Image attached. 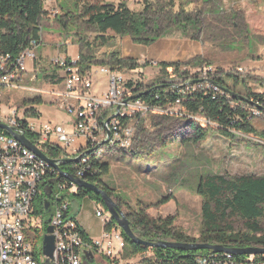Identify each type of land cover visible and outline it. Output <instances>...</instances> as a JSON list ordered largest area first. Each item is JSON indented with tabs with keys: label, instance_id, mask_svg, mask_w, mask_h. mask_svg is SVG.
Wrapping results in <instances>:
<instances>
[{
	"label": "trees",
	"instance_id": "trees-1",
	"mask_svg": "<svg viewBox=\"0 0 264 264\" xmlns=\"http://www.w3.org/2000/svg\"><path fill=\"white\" fill-rule=\"evenodd\" d=\"M164 1L167 2L162 6L159 0H141L143 9L133 11L125 1L114 4L106 0L93 2L75 0L76 11L56 15L54 22L66 35L73 31L71 38L79 47L75 67L80 74H86L91 67H106L115 73L125 71L134 74L148 63L141 64L134 59L122 58L120 38L128 36L135 45L149 46L165 37H187L198 40V35L202 32L203 21L200 13H191L181 7L173 11L174 0ZM47 15L49 14L44 9V0H0V54L15 58L28 47L30 40H39L40 25ZM241 21L243 22L242 18ZM201 61V58H196L188 63L160 62L157 64L160 76L155 82L160 83L170 75L179 73L183 65L193 66ZM48 68L49 72L43 78L48 79L52 85H61L64 80L62 73L54 66ZM213 80L226 89L225 81H230L235 87L244 84L238 75L219 70L215 71ZM124 88L129 91H139L144 85L141 81L127 79ZM245 91L242 96L248 100L260 98V95L248 89ZM223 92L194 89L183 99L180 113L187 115L184 120L193 132L192 141L194 143L204 141L208 131L213 129L229 142H232L236 135L250 136L261 142H255V145L264 149V130L257 131L252 126L249 114L245 108L243 109L247 105L239 103L238 106H232L230 99ZM181 97L178 93L164 94L163 89H159L141 94L140 100L150 106H164L174 103ZM40 101L39 98L30 101L29 105L24 106L27 109L25 113L36 115L34 105ZM234 101L237 102V98ZM248 109H259V102H248ZM193 118H201L213 127H204L191 120ZM148 120L157 128L163 123L175 122L177 118L152 115ZM166 144V141H160L159 146L163 148ZM104 146L117 151L129 148L121 145L120 142H107ZM104 146L92 151V168L81 169V178L96 185L114 200L117 208L124 211L122 212L132 233L139 239L150 243L170 241L220 245L225 248H264V229L260 226V220L264 217V177L238 176L227 179L224 176L214 175L200 178L195 187V194L201 199V231L197 239H192L175 226L174 216L152 217L147 214L146 207L142 203L137 202L131 207L113 193L103 181V177L109 174V164L101 163L96 158ZM60 153L61 149L56 147L48 149L47 154L55 157ZM68 169L69 165L63 167V170ZM59 181L66 182V186L69 185L68 181L62 178ZM73 198L79 203L88 198L105 209L101 197L89 190L79 188ZM47 199L45 193L37 196L33 206L34 214L43 215L44 202ZM169 200L171 197L161 199L159 205L166 204ZM234 217L243 222L245 232L235 231L231 224ZM116 226V222L111 219L109 224H103V230ZM80 234L86 242L91 241L83 230H80ZM122 237L125 248L119 254L121 257L133 258L151 250L153 257L143 259L140 264H197V258L207 256L209 252L149 248L131 242L121 231V239ZM258 260L264 261L262 256ZM107 264H117V260L115 259L113 263L107 261Z\"/></svg>",
	"mask_w": 264,
	"mask_h": 264
},
{
	"label": "built area",
	"instance_id": "built-area-1",
	"mask_svg": "<svg viewBox=\"0 0 264 264\" xmlns=\"http://www.w3.org/2000/svg\"><path fill=\"white\" fill-rule=\"evenodd\" d=\"M54 2L44 0L46 11L53 17L57 15ZM41 43V38L30 40L28 47L15 58L0 54V124L12 129L17 135H24L53 161L52 166L0 129V264H82L80 256L84 251H91L95 258L99 256L103 264H107V261L113 263L125 248L123 237L115 239V232L121 231L117 226L111 227L103 230L99 238L86 242L80 234L82 228L77 222L78 213L72 209V202L76 201L73 195L79 188L61 173L85 181L81 178V169L92 168L91 153L96 148L107 142H120L130 147L136 126L146 122V115H179L180 104L192 90L205 89L221 93L222 90L213 80L215 72L211 68L190 73L191 70L187 71L182 66L179 73L139 91L125 89L126 79L122 74L101 68V73L109 75V87L105 94L96 97L91 94V76L80 74L75 67L77 59L57 56L50 59L49 63L62 73L64 80L63 89L55 92L57 99L54 107L69 115L72 132L67 133L61 125H45L36 130L18 118V109L8 107L3 96L7 89L39 92L34 88V82L39 81L40 73L29 74L26 65L28 60L36 58ZM69 44L67 37L58 41L57 47L64 49ZM236 73L241 74L242 70ZM159 89H163L164 94L178 93L182 97L164 106H150L140 100L141 94ZM223 93L230 99L232 106L245 103L247 106L243 109L249 114V119L264 116V93L256 92L260 98L249 100L238 93L231 92L236 97ZM155 97L158 99L157 95ZM248 102H259V109L249 110ZM77 139H83L85 143L76 147ZM56 147L61 149L58 156L47 154L48 149ZM66 160L75 161L65 163ZM65 165H69L68 170H63ZM61 178L68 181L69 185L59 181ZM46 191H49L48 211H44L43 215L34 214L37 196L46 194ZM94 215L103 224L111 221L99 206L95 207ZM35 217L41 218V229L32 226V218ZM48 227L51 233L46 232ZM46 235L53 238L51 258L43 254V239ZM206 255L207 262L197 264H264V261L258 260L260 256H233L211 251Z\"/></svg>",
	"mask_w": 264,
	"mask_h": 264
},
{
	"label": "rangeland",
	"instance_id": "rangeland-1",
	"mask_svg": "<svg viewBox=\"0 0 264 264\" xmlns=\"http://www.w3.org/2000/svg\"><path fill=\"white\" fill-rule=\"evenodd\" d=\"M122 1L133 11L143 9L141 0H107L114 4ZM159 1L162 6L167 2ZM179 7L201 14L203 27L198 40L205 44L207 50L206 55L201 57V63L183 65V68L191 70L190 73L203 68L234 73L244 84L235 87L230 81H225L228 90L239 95H244L247 89L253 93H264V0H174L173 11ZM69 35L63 34L57 40L68 37L69 43H74L71 38L73 31ZM67 48L68 58L74 59L78 54L76 47L68 45ZM145 63L148 65L139 68L134 74L125 71L120 74L126 81H141L147 87L157 81L160 73L157 64L155 66L158 68L153 67L152 62L141 64ZM239 69L242 70L241 74L236 73ZM48 72L49 68L41 67L39 81L34 82V88L39 92L7 89L3 96L4 103L18 109V118L30 128L38 130L45 125H61L68 129L71 118L54 107L57 97L55 92L61 91L63 86L61 84L55 86L54 91L51 90L50 86L53 85L43 78ZM91 78V93L101 97L108 91L109 75L97 71L93 72ZM38 98L41 101L34 105L37 114H26L24 106ZM179 115H166L177 120L163 123L157 128L148 120L152 115H146V122L138 124L128 149L117 151L104 146L96 158L101 163L108 162L109 174L103 177V181L127 205L133 207L140 202L152 217L172 215L180 231L197 239L201 231V199L195 194L198 180L214 175L227 179L238 176L264 177V149L255 145V142H261L250 136L236 135L229 142L213 129L208 131L204 141L194 143L193 132L184 120L187 115L180 113V109ZM191 120L204 127H213L201 118ZM250 120L257 131L264 130V116ZM160 141H166V146L160 147ZM84 143L83 139H77L76 147ZM169 197L171 200L159 205V200ZM98 206L107 217L106 210L88 198L81 201L77 215L86 231L92 234L93 229L97 232L95 237L100 236L103 227L102 220L94 215L95 207ZM231 224L236 232H245L239 218H232ZM41 225L40 217L32 218L33 227L41 229ZM260 226L264 229V217L260 220ZM115 239H121V232H115ZM151 257L153 254L148 250L143 255L128 259L120 255L116 260L117 264H140L143 259ZM96 262L103 264L99 256H96Z\"/></svg>",
	"mask_w": 264,
	"mask_h": 264
},
{
	"label": "crops",
	"instance_id": "crops-1",
	"mask_svg": "<svg viewBox=\"0 0 264 264\" xmlns=\"http://www.w3.org/2000/svg\"><path fill=\"white\" fill-rule=\"evenodd\" d=\"M54 6L57 10V15H63L70 11H76L75 0H55ZM44 9L47 10L45 4ZM42 23L43 24L40 25V38L42 43L36 51V58L34 60L27 61L26 67L29 74L40 73L41 67H52L49 63V60L52 58L57 56H63L66 58L70 57L68 56V45L64 49H59L57 47V39H60L61 35L64 33L54 22V17L52 15H47ZM119 43L122 58L134 59L139 63L152 62L154 63L153 67H156V64L160 62L188 63L196 58L204 57L207 53L204 43H202L200 40H192L187 37H165L156 40L149 46H139L133 44L130 37L124 36L119 39ZM69 45L71 47H76V50L79 54V47L77 44L70 43ZM78 54L74 59L72 58V60H76L78 58ZM101 68L106 67H91L90 70L84 75L93 76V72L97 73V71H99ZM50 87L51 90H54L55 85ZM65 131L67 133H71L72 127L69 126V128L65 129ZM77 222L79 223L78 219ZM79 225L81 226L80 223ZM81 228L90 239L99 238L103 231L102 227V230L99 234L100 236L95 237L94 235L97 233L95 230L92 229V235L90 231H86L82 226Z\"/></svg>",
	"mask_w": 264,
	"mask_h": 264
},
{
	"label": "water",
	"instance_id": "water-1",
	"mask_svg": "<svg viewBox=\"0 0 264 264\" xmlns=\"http://www.w3.org/2000/svg\"><path fill=\"white\" fill-rule=\"evenodd\" d=\"M219 88L222 91L228 93L229 95L236 97L235 94L231 93L226 88L222 86H219ZM0 129L6 131L13 138L20 141L24 147L36 153L40 158L46 160L53 166V161L48 159L38 148H36V146H34L31 142H29L25 138L24 135H17L13 132L12 129L2 124H0ZM74 161L75 160H66L65 163H70ZM61 175L69 179L76 187L80 189L89 190L93 192L94 194L99 195L102 201L104 202L105 209L109 217L116 222L119 230L122 231L126 235V237L135 244H139V245L146 246L149 248L176 249V250L185 251V252L207 250V251H211L214 253H227L233 256H264V248H259V247H247V248L240 249V248H225L220 245H210V244H204V243H177V242H170V241H160L157 243H150V242L143 241L132 233L129 223L124 216V213L117 208L115 202L112 200L111 197L107 195L105 191L99 189L96 185L92 183L85 182L80 179H75L71 177L70 175H66L65 173H61ZM46 196H49V191H46ZM48 208H49V202L46 200L44 202V211L47 212ZM72 209L74 213L77 214L80 209V203L77 201H73ZM46 232L51 233V228L48 227L46 229ZM53 249H54L53 238L52 236L46 235L43 239V254L51 258ZM80 259H81L82 264H98L96 262V258L94 257L91 251L82 252Z\"/></svg>",
	"mask_w": 264,
	"mask_h": 264
},
{
	"label": "bare ground",
	"instance_id": "bare-ground-1",
	"mask_svg": "<svg viewBox=\"0 0 264 264\" xmlns=\"http://www.w3.org/2000/svg\"><path fill=\"white\" fill-rule=\"evenodd\" d=\"M59 12V11H58ZM56 14L57 13V10H56ZM99 148V147H98ZM203 262H207V256H202V257H198L197 258V263H203Z\"/></svg>",
	"mask_w": 264,
	"mask_h": 264
}]
</instances>
